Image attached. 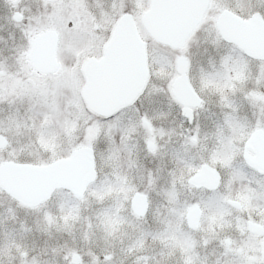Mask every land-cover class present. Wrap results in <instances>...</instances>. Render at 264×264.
Instances as JSON below:
<instances>
[{
	"label": "snow or ice",
	"instance_id": "6c2138e0",
	"mask_svg": "<svg viewBox=\"0 0 264 264\" xmlns=\"http://www.w3.org/2000/svg\"><path fill=\"white\" fill-rule=\"evenodd\" d=\"M0 264H264V0H0Z\"/></svg>",
	"mask_w": 264,
	"mask_h": 264
}]
</instances>
